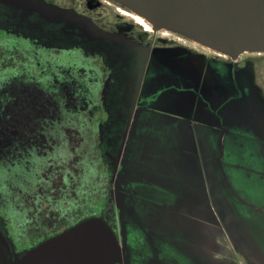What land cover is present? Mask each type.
<instances>
[{"label":"rangeland","instance_id":"rangeland-1","mask_svg":"<svg viewBox=\"0 0 264 264\" xmlns=\"http://www.w3.org/2000/svg\"><path fill=\"white\" fill-rule=\"evenodd\" d=\"M7 2L11 11L9 19L14 24L19 27L41 26L27 16L30 12L37 13L39 4L36 1L30 6L24 0ZM46 4L55 15L53 26L62 23V27H57L58 32L44 36L49 42L59 39L66 44L80 43L89 47L108 42L123 47L121 53L128 64L130 77L123 82V90L117 94L119 99L127 103L135 97L144 68L139 86L141 92L135 98V115H139L132 121L136 123V130L139 122H144L158 133L162 125L170 124L172 119L174 124L175 117H178L185 122H194L195 141L198 139L197 130L207 129L220 136L219 157L212 147L196 145V159L191 168L189 161L176 163L171 155L169 162H163L167 166L166 172L161 177L152 178L151 190L147 191L156 198L155 201H175L176 193L180 194L181 200L189 199L187 191L175 189L176 182L185 184L180 183L176 169L207 185L208 201L214 206L207 211L212 225L208 227V248L203 246V252H209L211 258L192 254L193 264H264V34L238 33L232 40L230 33L218 35L208 30L201 31L170 16L158 22L148 16L150 12L141 11V6L129 0H48ZM126 12L145 17L154 32L147 31ZM197 51L206 53V56ZM116 65L110 69H115ZM114 71L104 93L110 94L112 86L116 90L120 87L121 79L114 75ZM121 111L128 112V106L124 105ZM77 124L69 119L61 127L53 129L48 154L33 161L35 184L14 194L17 213L21 212L29 228L56 225V221L74 209L78 211L82 205L93 206L110 187L105 179H101L99 171L103 131L100 129L95 134H88L87 127H81L79 121ZM130 129L131 126L125 129L127 134ZM119 132L121 126L106 140L118 143L121 141ZM223 137L225 141L221 144ZM117 143L116 147L119 146ZM110 147L105 148L106 158L116 163L120 149L117 151ZM147 148L152 150L151 145ZM128 151L130 157L127 159L132 161L133 168L123 166L122 174L120 163L116 182L111 187L115 191V199L109 201L112 204L110 208L113 206L112 211L120 221L119 234L122 239L124 234L123 243L133 264H147L149 260L132 255L136 240L131 225L125 224V220L122 223L121 208L127 194L121 189V181L127 183L128 178L142 179L141 175L148 170L146 166L152 170L148 174H157L153 169L158 161L152 159L136 136ZM206 156L209 157L208 163L211 162L210 167H213L210 171L216 174L215 189L211 186L214 176L210 174L207 177ZM221 173L224 177L220 176ZM160 181V188L154 191V186H158ZM204 186L195 185L196 192L192 193L198 195V200H205L204 193L200 192ZM134 197L137 198L136 195ZM139 197L143 200L142 195ZM0 208L2 210L3 206ZM125 213L129 221L144 224L133 207ZM142 213L149 217L146 207ZM192 213L200 214L201 211ZM177 216L180 215L177 213ZM164 252L162 249L157 259L161 257L163 260ZM0 253L7 261L9 252L1 236ZM1 255L0 264H3ZM174 255L179 254L175 251Z\"/></svg>","mask_w":264,"mask_h":264},{"label":"trees","instance_id":"trees-1","mask_svg":"<svg viewBox=\"0 0 264 264\" xmlns=\"http://www.w3.org/2000/svg\"><path fill=\"white\" fill-rule=\"evenodd\" d=\"M7 62V56L3 55L0 58V205L3 206L0 210V227L2 233L9 239L15 251L19 250V254L28 253L44 240L85 220L101 218L121 242L120 221L112 211L113 206L110 208L112 204L109 201L113 202L115 199V191L111 187L116 182L127 139L125 129L130 127L133 121L135 98L139 93L127 103L118 97H107L108 95L106 96L103 92L107 88V83L99 80L98 74L101 68L98 63L94 67L97 70V76L92 82L88 76L90 68L95 65L93 60H90L88 56L81 55L77 58L72 54L64 59V69L71 80L64 81V94L56 95V93H48L46 89H39L37 96L34 97L28 95L24 89L20 90V86H24L28 81L15 79L14 67ZM73 79L76 80L73 81ZM114 105L122 107L127 105L129 111L123 112L122 108L114 107ZM69 119L76 121V125L79 121L81 127H87L85 129L88 134H95L100 129L103 131L104 139L99 152L101 153L99 171H101V179H105L110 187L102 193L103 197L93 206L82 205L78 211L74 209L68 216L56 221V225L53 224L46 230L29 228L21 212L17 213L14 205L17 201L14 199V194L21 190H28L35 184L33 158L35 154H40L45 149L49 151L52 146L50 133L53 129L48 125L64 123ZM6 124L8 126L4 127ZM120 126L121 132L118 136L121 141L116 142L119 145L116 147L115 142H108L106 139L110 138L112 132ZM12 139L16 141H8ZM46 142L48 145L44 144ZM120 142L122 144H119ZM109 146L117 151L120 149L116 163L106 158L105 148ZM34 237L37 239L35 240ZM27 253L19 256L23 257Z\"/></svg>","mask_w":264,"mask_h":264},{"label":"crops","instance_id":"crops-1","mask_svg":"<svg viewBox=\"0 0 264 264\" xmlns=\"http://www.w3.org/2000/svg\"><path fill=\"white\" fill-rule=\"evenodd\" d=\"M137 116L134 115L133 121L136 120ZM193 123L194 122L190 123L189 121L185 122L182 118L175 117L174 124L172 119L170 124L162 125L158 133L144 122H139L137 130L136 123L132 122L131 125L130 133L128 135L129 140L125 145L126 148L122 158L123 162L121 161L122 174L123 166H127L130 169L133 168L132 161H128L127 158L130 157L128 147H130V143L134 140L135 136L143 143L145 150L147 149V153L152 155V159L158 161V164L154 166L153 169V172L155 170L157 174L152 176L148 174L149 172H152V170L146 166L145 168L148 169L146 170L147 174L144 172L140 177L142 179L133 180V178H128L127 183L121 181V189L127 194L126 197L124 196V202L121 208V211L124 214H122V223L124 224L125 220V224L131 225V231L137 242L135 248L136 252L133 248L134 252H132V255H135L136 257L139 256L143 260H149L147 264H193L192 258L194 256L192 254H199L201 257L205 256L208 259L211 258L209 252H203V246L208 248L210 239L208 227L212 225L211 220L208 218L207 211L210 207L214 206H212L214 203L208 201L209 192L207 185L204 186V182L198 178H196L197 182L194 177L188 176L187 173L184 174L176 169L179 173L177 175L180 183L182 181L185 184H179L176 182L175 189L179 192L187 191L189 199L186 198V200H181L180 194L175 192V201H155L156 198L151 197L147 192L151 190L152 183L150 181H152V178L157 176L161 177L166 172L167 166L163 162H167L171 155L175 158L176 163L177 161L178 163L179 161L184 163L185 161H189L191 168V163L196 159L194 152V147L196 145L210 146L212 147V151L215 152V155L218 157L220 156V136L214 131H209L207 129L203 131L202 129V132L197 130L198 139L195 141L196 137L192 127ZM172 131L174 132L173 134L171 133ZM173 136L174 140L172 139ZM182 136L184 138H182ZM224 141L225 138L223 137L221 144H223ZM147 145H151L152 150L148 149ZM203 155H205V152ZM204 159L208 163L209 157L206 156ZM212 159L214 160L215 158L212 157ZM210 163L207 164V177L209 178L210 174L212 177L214 176L211 178V186L215 189L217 185L215 179L216 174L210 171V169L213 171V167H210ZM222 175L223 174L221 173L220 176L222 177ZM161 183V181L158 183L159 187L155 185L153 190L158 191ZM197 183L205 188L204 190H200V192L205 195L204 201L202 198L201 200H198V195L192 193L196 192L195 185H197ZM139 194L142 195L143 200H140ZM135 195L137 198L134 197ZM151 198L154 200H151ZM130 207H133L137 211L140 215V220L143 221L144 224H142V222H134L133 220L129 221L125 211ZM145 207L146 210L149 211V217H146L142 213V210ZM192 211H201V213L193 214ZM177 213L180 215L179 217L177 216ZM193 215L197 217H194ZM146 242H149L150 244H146ZM162 249L165 251L163 253L165 258L160 260L161 257H159V259L157 258ZM175 251L178 252L180 256H173ZM179 257L181 259L176 260ZM126 264H133V259L129 254H126Z\"/></svg>","mask_w":264,"mask_h":264},{"label":"flooded vegetation","instance_id":"flooded-vegetation-1","mask_svg":"<svg viewBox=\"0 0 264 264\" xmlns=\"http://www.w3.org/2000/svg\"><path fill=\"white\" fill-rule=\"evenodd\" d=\"M7 1L9 0H0V58L3 55L7 56V64L9 63L14 67L13 76L15 79H19L20 81H28L29 84L26 83L24 86H20V90L24 89L26 90V93L28 95H33L34 97L37 96V92H39V89H46L45 91H47L48 93H56V95H59L61 93L64 94V81H71L68 77L69 74H66L64 69V59L67 56L73 54L77 58H80L81 55H84L90 57V60H93L95 65L93 63L94 66L93 68H90V74L88 76L90 81L92 82L95 80V76H97V70L94 69L97 63L101 68V71H99L98 74L99 80L105 81L106 83L111 82V78L113 76L112 73L116 69L114 71V75L121 79V84L119 85L120 87L116 90V88L112 86V89H109L110 94H105L106 96L108 95L107 97H118L117 94L119 93V91L123 90V82L130 77L128 64L123 59L121 53V49L123 48L122 46L104 42L101 44L95 43L94 46L89 47L85 44L80 43L66 44L63 40L60 41L59 39H55V41L49 42L48 39H46L44 36H51L53 31L58 32L57 27H62V23L59 22L57 26H53L52 22H54L55 15H53V13H51V10L48 9V4H46L48 0H41L42 4L39 3V0H24V3L28 1L27 3L29 4V6L35 1L39 4L36 14L30 12L27 15L29 18H31V21L40 23L41 26L36 27H19V25L14 24L13 21L9 19V14L11 11ZM120 12H122L123 14V10ZM21 14L23 15L22 11ZM127 14L128 16H131L133 20H136V17H139V15H131L129 13ZM31 24L34 23L31 22ZM57 37H59V35H57ZM196 42H198V40H196ZM96 50L100 51L99 54H96ZM66 51L69 52L66 53ZM197 53L202 56H206V53L204 52L197 51ZM260 54L261 53H259L258 55ZM113 65H116L115 69L111 70L110 66ZM221 66L223 67V64H221ZM143 71L144 68L143 70H141L142 76ZM142 76L140 80L142 79ZM74 80L76 79H73V81ZM140 84L141 82L137 84V88L135 89V96L137 95V93L141 92L139 88ZM107 86L109 85L107 84ZM115 106L123 108L121 105H114V107ZM136 106L137 105L135 104V109ZM62 125L63 122H57V124L48 126L51 129H54L59 126L61 127ZM7 126L8 124L4 125V127ZM128 135L129 134H127V137ZM8 141L16 140L12 139ZM44 144L48 145V142ZM48 152L49 151L45 149L42 153L35 154L33 160L35 161L36 159L41 158L42 156L48 154ZM47 227L48 225H43L37 226L33 229L46 230ZM0 236L4 240L9 252L7 261H5L4 257L0 253V255L3 257V264H15L18 260L24 257H20L19 250L15 251V249L11 246V244L9 243V239H7V237L2 233L1 227ZM34 239L36 240L37 237H34ZM46 240H44V242ZM120 243L123 247L124 255L118 264H126V254H128V251H126L127 247L126 244L123 243L122 238Z\"/></svg>","mask_w":264,"mask_h":264},{"label":"water","instance_id":"water-1","mask_svg":"<svg viewBox=\"0 0 264 264\" xmlns=\"http://www.w3.org/2000/svg\"><path fill=\"white\" fill-rule=\"evenodd\" d=\"M135 1L166 9L162 17L151 10L148 16L158 22L170 16L201 31L230 33L232 40L238 33L264 34V0ZM123 255L120 241L104 219L92 218L46 240L15 264H118Z\"/></svg>","mask_w":264,"mask_h":264},{"label":"bare ground","instance_id":"bare-ground-1","mask_svg":"<svg viewBox=\"0 0 264 264\" xmlns=\"http://www.w3.org/2000/svg\"><path fill=\"white\" fill-rule=\"evenodd\" d=\"M130 3L134 4V5H139L141 6V11H148L151 13V10H155L154 12V15L157 16V17H162V16H165L166 13H167V10L166 9H163V8H160L158 6H156V4L152 3V4H147L146 2H138V1H135V0H129ZM141 16V15H139ZM136 21L143 25V26H146L147 30L148 31H154L151 27V25L148 23V21L145 20V17L141 16V17H136ZM208 47V46H207Z\"/></svg>","mask_w":264,"mask_h":264}]
</instances>
